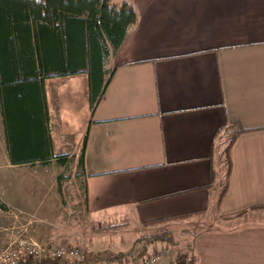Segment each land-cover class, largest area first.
Wrapping results in <instances>:
<instances>
[{
    "label": "crops",
    "instance_id": "obj_1",
    "mask_svg": "<svg viewBox=\"0 0 264 264\" xmlns=\"http://www.w3.org/2000/svg\"><path fill=\"white\" fill-rule=\"evenodd\" d=\"M124 1L137 21L105 64L96 108L87 73L45 81L53 152L77 163L87 136L94 222L159 228L215 215L173 264H264V215L252 214L264 213V0ZM234 120L248 130L220 198V135Z\"/></svg>",
    "mask_w": 264,
    "mask_h": 264
},
{
    "label": "trees",
    "instance_id": "obj_2",
    "mask_svg": "<svg viewBox=\"0 0 264 264\" xmlns=\"http://www.w3.org/2000/svg\"><path fill=\"white\" fill-rule=\"evenodd\" d=\"M136 21L134 7L124 0H0V114L11 164L74 162V156L53 152L45 81L87 73L94 110L109 83L105 64L123 45ZM226 130L230 139L229 177L230 149L248 128L234 120ZM86 141L87 136L77 161L81 168L79 176L84 174ZM225 189L226 186L220 198ZM0 206L4 207L1 199ZM159 239L172 241V236L157 232L139 237L136 244L141 246L127 255L137 253L136 257H143L147 245ZM124 255L86 252L80 260H37L22 253L17 264L111 263Z\"/></svg>",
    "mask_w": 264,
    "mask_h": 264
},
{
    "label": "rangeland",
    "instance_id": "obj_3",
    "mask_svg": "<svg viewBox=\"0 0 264 264\" xmlns=\"http://www.w3.org/2000/svg\"><path fill=\"white\" fill-rule=\"evenodd\" d=\"M219 171L221 188L228 181L229 135H220ZM81 168L75 162L67 165L52 160L49 164L35 163L13 165L7 158L4 128L0 114V252L18 248L22 242L36 241L45 245L75 247L81 253L104 252L113 256L125 253L111 263L100 261L94 264H139L143 257L161 255L158 264H173L172 258H186L191 236L205 227H217V217L208 220L183 219L171 225L158 227H134L129 223L94 222L85 212V190ZM61 187V189H60ZM256 218L264 215L256 210ZM112 224L111 226H109ZM157 232H168L172 241L156 240L147 245L145 256L136 257L127 253L141 246L139 237Z\"/></svg>",
    "mask_w": 264,
    "mask_h": 264
},
{
    "label": "built area",
    "instance_id": "obj_4",
    "mask_svg": "<svg viewBox=\"0 0 264 264\" xmlns=\"http://www.w3.org/2000/svg\"><path fill=\"white\" fill-rule=\"evenodd\" d=\"M22 253L37 259L66 258L80 260L82 253L78 248L62 245H45L36 241L22 242L18 248L0 252V264H17ZM161 255L143 257L139 264H158Z\"/></svg>",
    "mask_w": 264,
    "mask_h": 264
}]
</instances>
